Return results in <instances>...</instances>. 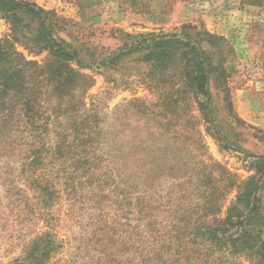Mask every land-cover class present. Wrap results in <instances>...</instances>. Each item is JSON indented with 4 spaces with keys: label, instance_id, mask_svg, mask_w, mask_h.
I'll use <instances>...</instances> for the list:
<instances>
[{
    "label": "rangeland",
    "instance_id": "obj_1",
    "mask_svg": "<svg viewBox=\"0 0 264 264\" xmlns=\"http://www.w3.org/2000/svg\"><path fill=\"white\" fill-rule=\"evenodd\" d=\"M20 1L51 13L55 36L84 65L73 62L85 78L70 118L44 90L49 130L42 138L48 147L67 133L74 150H86L93 164L75 171L73 162L48 159L36 170L31 163L40 133L23 120L10 123L0 134V264H21L47 232L56 242L48 264H136L143 257L137 250L140 209L162 230L160 264H263L257 247L241 258L232 255L228 237L235 230L220 234V249L196 233L225 219L238 187L256 177L259 214L251 225L264 240V162L256 158L264 155V2ZM11 31L0 17V39ZM175 33L200 41L215 70L208 86L212 119L200 107L206 100L187 89L180 67L147 59L145 42L136 47L142 38ZM16 48L40 65L48 56L20 43ZM46 181L52 187L44 196L38 185ZM203 189L219 198L217 213L207 211Z\"/></svg>",
    "mask_w": 264,
    "mask_h": 264
},
{
    "label": "trees",
    "instance_id": "obj_2",
    "mask_svg": "<svg viewBox=\"0 0 264 264\" xmlns=\"http://www.w3.org/2000/svg\"><path fill=\"white\" fill-rule=\"evenodd\" d=\"M243 1L251 5H260L264 2V0ZM50 16L51 13L31 3L20 0H0V17L12 25L11 35L0 39V134L5 133L13 120L16 123L17 120H23L26 125L34 127L36 133H40L38 136L40 143H36L35 159L31 163V166L36 165V170L43 168L48 159L73 162L75 171L91 170L93 161L88 152L74 150V143H70L67 133H60L58 141L48 147V142L42 138L49 130V122L45 119L46 112L42 105V98L47 93L44 90L50 89V97H54L58 102L56 109L61 115L70 118L72 110H78L70 108V104L82 84L79 79L84 77L76 72L73 62H77L81 67L84 65L72 51L71 46L55 36ZM36 23L38 24L37 32ZM31 27L33 32L26 36L25 31ZM209 37L213 38L211 35ZM141 40L136 47L143 42L149 44L150 53L147 59L158 61L159 65L171 64L175 68H181L180 74L186 81L187 89L194 90L198 97L202 96L206 100V102L200 101V107L202 110L207 109V114L211 118V93L208 86L210 76L215 70L211 67L210 59L202 51L200 41L184 33L152 35ZM19 43L38 53L48 51L44 64L28 61L16 48V44ZM117 56L116 54L112 60ZM104 62L105 60L102 61ZM79 126L81 125L77 122L72 126L75 128L76 135H78ZM256 158L264 162V155ZM87 165H89L88 168ZM260 180L261 178L252 177L244 182L242 187H238L240 193L237 201L230 207L225 219L216 218L211 225L204 224L198 227L196 234L207 237L220 249L222 242L220 234L235 230L237 236L231 234L228 237L232 245V255L241 258L252 248L257 247L264 258V240L261 232L251 225L252 219L259 214ZM38 186L44 196L50 194L52 185L49 181L41 182ZM203 192L206 206H208L207 211L217 213L220 210L219 198L214 194L208 195L206 189H203ZM145 211L140 209L137 212L139 224H141V228L137 229V250L143 257H140L136 264H153L152 262L160 264L163 256V246L159 243L162 230L155 229L152 221L147 219ZM174 229L173 238L179 242L182 239L181 231L178 226H174ZM55 244L49 232L38 237L36 243L21 260V264H48L50 253L56 251ZM148 250L150 252L147 256Z\"/></svg>",
    "mask_w": 264,
    "mask_h": 264
}]
</instances>
